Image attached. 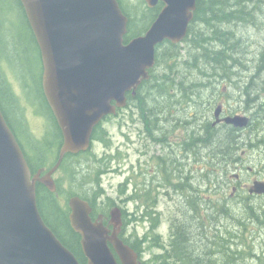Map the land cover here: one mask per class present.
Wrapping results in <instances>:
<instances>
[{"label": "water", "instance_id": "1", "mask_svg": "<svg viewBox=\"0 0 264 264\" xmlns=\"http://www.w3.org/2000/svg\"><path fill=\"white\" fill-rule=\"evenodd\" d=\"M39 50L41 87L62 144L54 166L31 175L23 152L0 110V264H80L46 226L37 207L36 185L55 191L52 174L65 154L86 152L95 127L107 115L127 106L155 65L156 47L180 44L187 36L196 0H144L147 8L163 4L154 22L140 36L124 43L128 17L117 0H19ZM221 107L214 112L216 122ZM236 129L249 118L222 120ZM237 178V175H234ZM249 194L264 195V182L254 181ZM68 221L79 235L86 264H137L136 254L102 222H92L89 203L68 199ZM117 212H111L116 222ZM117 216V218H116Z\"/></svg>", "mask_w": 264, "mask_h": 264}, {"label": "trees", "instance_id": "2", "mask_svg": "<svg viewBox=\"0 0 264 264\" xmlns=\"http://www.w3.org/2000/svg\"><path fill=\"white\" fill-rule=\"evenodd\" d=\"M16 2L23 11L19 0H16ZM118 2L123 13L128 17V34L124 38V42H127L131 37L137 36L147 29L149 25L140 31V29L137 28V24L143 22L147 16L153 15L154 11L146 8H141L142 10H140L141 6L138 5L131 6L132 9L135 10V13H131L125 8L122 0H118ZM139 11H141V15H139L140 18L137 17ZM263 14L264 0H196L194 21L192 25L189 26L187 36L183 41L184 46L181 48L179 45H172L169 42L157 46L155 53V67L151 70L150 79L141 84L135 97L128 95V105L137 108L139 119L147 123V128L151 134L154 131L158 133V121H175L180 123L185 122V119H188L187 116L184 119L177 118L179 111L183 112L182 107L181 109L178 108H180L183 103H189L192 101L191 93L193 89H197V87L192 85L193 83L191 84L188 78L182 73L192 71L194 74L205 75L207 78L213 77L215 79L217 77L223 81L227 79V82L230 85L238 88L236 82L242 79L240 75L245 73L246 70V64L243 60L245 54L243 48H245L246 45L242 40V36H237L233 27L243 23L247 27H253L257 30L261 29L263 28L262 24L256 22L254 16L257 15L259 18ZM153 16L152 20L155 18V16ZM25 21L27 23L26 17ZM29 34L35 43L36 51L38 53V64L41 68L39 50L31 30ZM8 45L11 46V43L9 42ZM256 65L257 69H255V76L263 75L264 46L259 49ZM40 77V74H38L37 81L39 96L43 101L49 113V117L57 129L58 137L60 138V131L56 126L55 120L41 91ZM253 78L254 77H250L247 82H244L242 94L246 110H248L247 107L250 109L249 115L251 122L247 129L250 131L251 135V132L256 134L257 137L255 143L249 142L246 144L245 141H241V138L238 137L237 134L238 131L232 127H226L223 131V136H221L220 133L217 135L211 130L212 133H203L201 137L199 136L200 131H196L194 139L196 145L195 148L199 145H203V147L207 148L206 150L210 152V160L206 161L208 167H210V171H204L201 175L197 172L196 178L207 188L206 191L211 192L212 195L218 194L219 199L214 201V199L209 198L211 201H207V199L201 198L199 194L200 184L197 180L198 185L195 187L194 195H189V205L191 208L184 207V210H182L183 219L185 221H183V219L178 221H176V218L173 219V223L175 224L173 225V233L169 240V245L163 252H161V254L154 255L153 262L155 264H167L168 262H174L175 264H249L250 261L258 259L262 261L260 256L254 254V247L249 242L252 240V236L250 233H247L246 227L247 219L255 220L259 223L261 222L259 220V215L254 211L253 206L247 205L246 202L247 200L252 199L253 196H244L242 194L243 191H237L236 197L239 198L241 204H245L244 213L246 214L244 215L245 218L237 219L230 212L229 208L225 206L227 205L226 202L229 197H224L226 189L223 186L228 185L226 180L231 168L240 163V148L243 146H248L249 148L264 147V85L256 87V95L250 96L248 91L251 92L250 88ZM0 89L5 92L9 102L12 103L14 110L22 111L19 108V100L12 93L2 69H0ZM256 103H258V106ZM254 104V109L250 108ZM201 106H203L202 103ZM176 107H178L177 110ZM0 110L8 126L15 134L16 131L1 99ZM183 113L185 114V112ZM18 121L22 126V121L20 119H18ZM185 123L187 126L189 122ZM180 127H183V125L181 124ZM203 128L204 130L209 131L210 124H205ZM219 136L226 139V141H224L227 142L226 145L224 146V143H222L223 140H219V148L215 145L216 148L211 147V144L213 143L212 141L217 137L219 138ZM47 137L44 136L43 142H37L35 145L45 144L47 147L45 151H47L48 146L56 143L47 141ZM95 138L96 140L101 141L105 146L110 144V138H108V136L106 137V134L100 137L96 135ZM199 152L200 151L196 150L197 159L199 158ZM90 154L91 152L84 154L82 159L85 161L90 160L92 158ZM73 157L74 156L72 155H66L60 167L61 170L65 171L70 179L74 181L78 178V172L75 169L81 163V159ZM46 161L47 159L42 163L43 166L50 167L52 161H47V163ZM29 163L32 169L35 170L37 163H34L33 165L30 160ZM102 169V166H97L94 170L88 171L85 175L87 179H85L84 183L85 185H91V188L93 189L92 196L86 194L80 195L76 192L69 193V196H79L88 201L90 206L95 207V200L101 195L99 187L101 180L100 176L105 172ZM235 185L238 186L239 183L237 182ZM58 188L59 183H57L56 192L50 193L43 186H36V200L39 213L46 226L54 233L57 239L75 255L79 263L86 264V259L83 256L79 245V236L72 231L68 224V209L63 208L57 199L59 194ZM136 191L137 192L133 193L128 199L139 201L137 207L140 208L142 206L141 201L143 196L139 189ZM118 192L121 195L127 193L126 181L119 185ZM106 200L109 205L112 203L111 198H107ZM147 201L149 205L153 203L150 198V192H148ZM215 202L217 203L218 208ZM203 206L205 219L209 224V227H211V230L212 228L214 229V224L218 222V219L223 218L224 215L228 219H232L234 226L231 227L230 230H226L225 233L215 232V234H206L208 233L207 227L205 226L204 219L200 216V208H203ZM182 222H186L187 225L185 226ZM153 226L154 228L156 227V221L154 219H152V227ZM193 228H196L197 230L193 231ZM199 231L201 236H199ZM152 232L153 231L149 233L151 237L150 247L153 246L162 249L158 236L153 235ZM192 237H198V239L201 238L203 240L206 238L205 241H209L208 248L210 247L211 250L208 249L206 250L207 252H203L206 255L204 261L201 259V254L203 255V253L197 255L192 252ZM224 247L227 249L225 250V256L220 255V253L217 254L218 251L216 250L223 249ZM211 255L216 256L210 258ZM208 256L209 259H207Z\"/></svg>", "mask_w": 264, "mask_h": 264}, {"label": "rangeland", "instance_id": "3", "mask_svg": "<svg viewBox=\"0 0 264 264\" xmlns=\"http://www.w3.org/2000/svg\"><path fill=\"white\" fill-rule=\"evenodd\" d=\"M122 1L125 8H127L131 13H135V10H133L131 6L139 5L141 6L140 10L145 8L142 0ZM140 13L141 11H139L137 14L138 18H140ZM152 16L153 15L147 16L143 22L137 24V28L140 29V31L145 29L152 21ZM254 17L256 22H260L262 24L263 28L257 30L253 27H247L243 23L236 27H233V30L236 32L237 36H242V40L246 45V47L243 48V50L245 51L243 60L246 64V70L245 73L240 75L242 79L236 82L238 88L233 87L227 81L223 82V80L221 79L216 83L218 88H221L225 84L226 86L227 84L230 85L231 88L228 87L226 92L228 95H231V100L228 101L227 106L223 105V109H226L227 107V109H229L232 113L238 115H244L243 113H247V115L249 114V112H246L244 97L242 94L244 82H247L250 77H254L250 88L251 92L248 91L250 96L256 95V87L264 85V74L255 76V69H257V54L259 52V49L264 46V14L259 18L257 15ZM29 32L30 29L25 21L23 11L18 6L16 0H0V69H2V71L4 72L5 78L10 86L12 93L18 98L19 108L22 111L14 110V108L12 107V103L9 102L5 92L1 89L0 99L16 131V138L21 144L25 145L26 150L29 152V154L31 153L30 155H35L36 153L39 154L41 152H44L47 148L45 144L35 145V143L43 142L44 136H48L47 141L57 142L58 132L51 118L49 117V113L43 101L39 96L37 78L38 74H40L41 76V68L38 64V53L36 51V46ZM9 42L11 43V46L8 45ZM179 46L182 48L184 46V42L179 44ZM182 74H184V76L188 78L190 83H193L197 88L200 87L198 85V81L200 79L199 74H194L192 73V71H188ZM203 96L208 98L209 92L204 93ZM215 96L211 99L212 104L217 101V98ZM218 99H221V97H219ZM201 101L204 102V100ZM216 105L219 104L217 103ZM256 105L258 106V103H256ZM253 106H255V104L250 108H253ZM131 107L133 109L135 108L132 105ZM181 107L185 114L182 111H179L177 118L184 119L187 116L188 119H185V122H191V116L195 114L205 115L207 117H209V115L211 114V111L209 110V108H206V105L198 107L196 104H193L192 107L191 105H189V103H183L180 108L176 107V110L177 108L181 109ZM247 108L248 111H250L249 107ZM131 116H133L134 120L139 117L136 109H134L132 114L126 109L125 111L123 110L122 112H120V115L118 117L111 120L108 124L105 125L104 128L107 130L109 136L111 137V150L107 148L104 149L102 144L95 143L90 154L92 158L88 161L80 158L81 163L75 169L78 172V178L76 180H71L68 174L62 170L55 174V180L59 183V194L57 196V199L59 201V204L63 208H67V200L70 197L69 193L71 192H76L80 195H93V189L91 188V185L86 184V186L84 183L85 179H87L85 175L88 173V171L94 170L97 166H102V170H104L105 172L101 176V196L99 197L97 202L101 204H105L106 202L108 207L110 205L106 200L107 198L113 199V202L121 200L122 202L120 201V203L126 204L130 212L134 213L138 211L139 213V209L136 208L139 205V201L129 200L128 197L130 195L127 197V194H119L118 187L128 178V171L131 164H134V169L142 164L143 168H146V170L150 171L152 168L147 166V160L149 159V157L157 155L158 152H162V150L157 143L152 142V140H150L149 138H145V136H138L137 131L141 130L142 124L139 123L138 125H134L130 119ZM18 119L22 121V126ZM165 126L166 125L160 123L159 129H157L158 132L162 127L164 128ZM189 126L190 129H192L193 126L194 128L197 127V125L195 126V124L193 123H189L186 127ZM183 130V127H180L179 131L181 134ZM154 133L159 136L156 131H154ZM251 133L252 135L250 134V131H248V129H245L238 131L237 134L238 137L241 138V141H245L246 144H248L249 142L255 143L257 136L255 133ZM155 134L154 136H156ZM217 138L212 141L213 143L211 144V147L220 146L218 144L219 140H223L222 143H224V146L226 145L227 142H224L226 141V139H223L220 136L218 139ZM180 140L184 142V137L180 136ZM146 147L147 154L143 155L145 153ZM205 149L207 148H204L203 145H199L195 148V152L196 150H198L200 151V153H202ZM54 151V148L49 149V154L47 156L48 162L54 160ZM239 153L241 158L240 163L231 168L229 176L226 180V183L228 185L223 186L226 189L224 197H229L226 202L227 205H224L229 208L230 212L235 216V218L242 219L244 215H246L244 213L245 204H241L239 202V198L236 197L235 193V195L233 194L232 196H230L231 189L237 182L231 178V174H240V182L249 185H251V183L255 180L264 181V147L249 148L248 146H243L239 149ZM109 155L115 156V159L114 157H112V159H109ZM200 157L201 156H199V158L195 162L196 175L197 172L199 173V175H201L205 171V169L203 168L206 159L202 161ZM134 175L135 176L133 179L136 180L137 173H134ZM137 180V184H140V177H138ZM197 180L200 184L199 194L201 198H205L207 199V201H211V199L209 198L214 199V201L219 199L218 194L212 195L211 192L206 191L207 188L197 178L195 180V187H197L196 185H198ZM133 185L135 184L133 183ZM243 192L242 194L244 196L248 195L246 190H244ZM176 199L178 198L176 197ZM178 200L180 201V199ZM246 202L247 205L253 206L254 211L259 215V220L261 221L259 223L255 220H246L247 233H250L252 236V240H250L249 242L254 247V254H257V256H260V258L262 259V261H260V259L250 261L249 264H264V196H253L252 199L247 200ZM158 208L168 216L171 214L172 216H175L177 212H180L179 220L183 219L182 210H184V208H182L181 205H178L176 201H161V204L158 205ZM200 216L202 217V219H204L205 226L207 227L208 233L206 234H215V232L225 233L226 230H230V228L234 226L232 219H228L224 215L223 218L218 219V222L214 224V229L212 228L211 230V227H209V224L205 219L204 206L203 208H200ZM173 218L178 217L175 216ZM183 221L185 220L183 219ZM182 223L185 226L187 225L186 222ZM146 227L147 224H145L144 222L138 223L137 225H135V230L138 232V234L142 235L146 232ZM166 230L167 225L164 223L161 224L160 227H158L156 233L160 234L161 242L165 245H168V232ZM194 230L197 229L193 228V231ZM199 236H201L200 231ZM205 239L203 240L201 238L198 239V237H192L191 246L193 247L192 252L194 254L200 255V253H205V251L208 249L211 250L210 247L208 248L209 241H205ZM225 250L227 249L224 247L223 249H217L216 251H218L217 254L220 253V255L225 256ZM160 253L161 251L159 250V248L149 246L146 255L153 257L154 255H158ZM204 253L203 255L201 254V259L203 261L206 259V255ZM215 256L216 255H211L210 258ZM207 259H209V256ZM167 264L175 263L168 262Z\"/></svg>", "mask_w": 264, "mask_h": 264}, {"label": "flooded vegetation", "instance_id": "4", "mask_svg": "<svg viewBox=\"0 0 264 264\" xmlns=\"http://www.w3.org/2000/svg\"><path fill=\"white\" fill-rule=\"evenodd\" d=\"M142 1L144 2V0ZM144 6L148 10H153L154 11L153 15L155 16V18L151 21V23L147 27L148 29L150 25L156 19L158 13L163 7V4L161 2H158L155 7L150 8V9L146 7L145 3H144ZM195 12H194V15H195ZM194 15H193V20L191 21L189 26L192 25L194 21ZM127 28H128V25H127ZM147 29L137 36L143 35L147 31ZM133 37H136V36H133ZM199 77L200 79L198 81V85L200 87L197 89H193L191 93L192 101L189 102V105L193 107V104H195L196 101L204 100V102H206V108H209V110L211 111V114L209 115V117L205 115H196V114L191 116L192 120L189 123L191 124L193 123L195 124V126L197 125V127L194 128L193 126L192 129H190V126L186 127L185 122L179 123L175 121L174 122L158 121V125L162 123L166 126L164 128L162 127L160 131L157 133L159 134V136H157L154 132H152L153 134L152 136V134L147 128L148 126L145 121L140 120L139 117H137L135 120L133 119V116H131L130 118L134 125H138L139 123L142 124L141 130L137 131L138 136L139 137L145 136V138H149L150 140H152V142L157 143L158 146L161 147V150H162V152L161 151L158 152L157 155H153L149 157V159L147 160V166L152 168L150 171L146 170V168H143L142 164L136 167L137 170L133 168L134 164H131L129 167V171H128L129 174H128V178L126 179V190H127L126 194H127V197L129 195L131 196L133 193L137 192L136 191L137 189H139L140 193H142L143 197L141 201L142 206L139 211L140 214L138 213V211L134 213L130 212L126 204L120 203L121 200L113 202V199H111L112 203L110 204V206L107 207L106 202L105 204L103 203L101 204L97 202V200L99 199L101 195L96 198L95 207L90 206L91 208L90 217H91L92 222L97 221V220L102 222L103 226L108 231V236H112L113 234H116V237L120 241H122L124 245L128 246L133 251L134 254H136L137 264H154L153 257L146 255L147 249H148L147 247L148 242L151 239L149 233L151 231H153L152 233H154V231L156 233L158 227H160L161 224L165 223L167 225L166 231L168 232L167 235H168V245H169V240L172 237V233H173V225L175 224L173 223V219H174L173 217L175 216L178 217L176 218V221H178L180 218L179 216L180 212H177L175 216H172V214L168 216L162 210H160L158 208V205L161 204V201H166V200L172 201V202L176 201V203L178 205H181L182 208L187 207V206L191 208L189 205V195H194L195 180H196L195 162L197 160V154L195 152L196 145L194 142L196 131H200L199 136L201 137L203 133L205 134L212 133L211 130L214 131V133H216L217 135L220 133L221 136H223V131L228 126L225 123H222L221 121L218 123H215L216 122V118L214 116L215 108L218 106H221V112L219 114L220 120L223 117L235 115L229 109H227V107L226 109H223V105L227 106L228 101L231 100V95L230 94L228 95L226 92L228 87L231 88L230 85L227 84L226 86L225 84L221 88H218L216 83L217 81L220 80V78H217V77L215 79L213 77L207 78V76L205 75H199ZM226 81L227 79L224 80L223 82H226ZM41 91H42V87H41ZM207 92H209L208 98L203 96V94ZM214 96L217 98V101L212 104L211 99ZM219 97H221V99H218ZM217 103L219 105H216ZM134 109H136V112H138L137 108H134ZM134 109L130 105H128L126 108V110H128L131 114L133 113ZM122 111L123 110H118L115 113V115L105 116L104 119L101 121V123L97 127H95L92 133V138H91V148L89 149L87 153L92 152V149L95 143L102 144L104 149L107 148L111 150L112 148L111 137L109 136L107 130L104 127L111 120L118 117L120 115V112ZM181 124L183 125V129H184L182 131V134L179 131ZM205 124H210L209 131L204 130L203 127ZM105 134H106V137L108 136V138H110L111 146L110 144L108 146H105L101 141L96 140L95 138L96 135L100 137ZM154 134L156 136H154ZM180 136L184 137V142L180 140ZM61 144H62V136L60 134V138L58 137V141L54 145L51 144L50 146H48L47 151L43 153L41 152L39 154L37 153L35 155H30L31 153L29 154V152L26 150L25 145L20 144L22 147L21 149L23 151V154L30 168L31 175L40 173L42 176L51 169V167L55 164L58 158V153H59ZM51 148L55 149L54 151L55 156L53 160L54 163L52 164V166L47 168V166H43L42 163L47 159V156L49 154V149ZM146 152H147V147L145 148V153L143 155H146L147 154ZM84 154L85 153H77L72 156L78 157L80 159L82 158ZM199 156H201L200 159L202 161L204 159H206L205 161L210 160L209 159L210 152L206 149L202 153H200ZM112 157H114L115 159V156L109 155V159H112ZM28 159L31 161V164L33 165L34 163H37L35 170L32 169V167L30 166ZM203 169H205V172L210 171V167H208L207 163L204 164ZM60 170H61V167H59L52 175V179L56 185V188H57L58 181L55 180V174L58 173ZM134 173H137L136 180L133 179L135 176ZM138 177H140V184H137ZM240 181H241L240 179L237 180V182H239V185L233 186L232 188H235L236 192L245 190V188L248 191V187H249L248 184L241 183ZM133 183L135 185H133ZM38 185H41V184H38ZM137 185H138V188H137ZM132 186H133V190H132ZM148 192H150V198L153 201L151 205H149L147 201ZM176 197L180 199V201L176 199ZM142 209H143V212H142ZM112 211L117 212L116 214L118 215V218L116 216L117 218L116 222H113L111 220ZM152 219L156 221L155 228L154 226L152 227ZM142 222L147 224V227H146L147 230L144 234L140 235L135 230V225H137L138 223H142ZM156 236L159 237V240L161 239L160 234H157ZM168 245H165L162 243V249H159V250L164 251ZM109 248L111 252L113 253L115 259L117 260L118 264H121L120 260L116 256V253L114 251L112 244H109Z\"/></svg>", "mask_w": 264, "mask_h": 264}, {"label": "bare ground", "instance_id": "5", "mask_svg": "<svg viewBox=\"0 0 264 264\" xmlns=\"http://www.w3.org/2000/svg\"><path fill=\"white\" fill-rule=\"evenodd\" d=\"M201 103L203 104V105H206V103H204L203 101H196V105L199 107V106H201ZM192 190V189H191Z\"/></svg>", "mask_w": 264, "mask_h": 264}]
</instances>
